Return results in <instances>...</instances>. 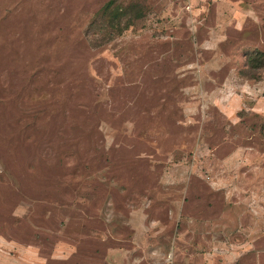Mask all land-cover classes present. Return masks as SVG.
<instances>
[{
  "label": "rangeland",
  "instance_id": "374dc122",
  "mask_svg": "<svg viewBox=\"0 0 264 264\" xmlns=\"http://www.w3.org/2000/svg\"><path fill=\"white\" fill-rule=\"evenodd\" d=\"M0 0V264H264V0Z\"/></svg>",
  "mask_w": 264,
  "mask_h": 264
},
{
  "label": "trees",
  "instance_id": "16d2710c",
  "mask_svg": "<svg viewBox=\"0 0 264 264\" xmlns=\"http://www.w3.org/2000/svg\"><path fill=\"white\" fill-rule=\"evenodd\" d=\"M138 3H122L108 0L86 25L84 33L91 46H101L119 35L135 19L142 16ZM246 62L250 69L264 68V52L251 51L246 54Z\"/></svg>",
  "mask_w": 264,
  "mask_h": 264
}]
</instances>
